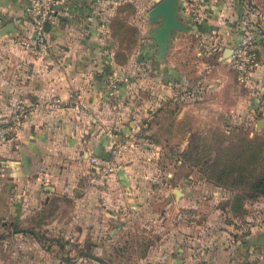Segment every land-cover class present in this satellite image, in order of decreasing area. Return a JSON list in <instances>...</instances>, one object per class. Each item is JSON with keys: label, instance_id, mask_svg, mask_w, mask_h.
<instances>
[{"label": "crops", "instance_id": "crops-1", "mask_svg": "<svg viewBox=\"0 0 264 264\" xmlns=\"http://www.w3.org/2000/svg\"><path fill=\"white\" fill-rule=\"evenodd\" d=\"M244 1L204 0L199 29L215 42L216 54L222 56L243 29L238 25L246 23L244 13L249 12ZM251 1L256 7L249 13L264 28V0ZM26 2L0 0V27L11 22L15 29L0 35V115L18 102L29 106L14 135L0 141L4 264H113L111 253L131 243L140 245L134 244L131 264H248L251 246L240 247L221 230L208 236L196 229L202 224L190 229V224L165 217L171 206L169 191L165 181H154L159 175L148 162L157 153L156 144L130 147L110 174H101L87 161L91 153L107 156L111 136H125L145 121L150 120L154 139L171 128L160 124L162 114L170 111L160 102L176 98L174 87L187 84L183 73L188 47L179 40L186 34L192 38V30L172 31L167 53L155 62L152 38L143 33L146 29L149 34L155 24L143 25L137 0L128 5L133 9L129 14L125 0H58L46 27L49 47L37 57L12 40L26 26ZM177 16L183 22L178 10ZM256 45L260 59L251 78L264 90V41L258 39ZM111 72L125 79L107 94L105 80ZM194 74L197 88L204 77ZM212 78L222 85L225 77L218 72ZM197 104L182 106L180 112L186 114L188 106L194 114L205 113ZM182 201L183 195L175 199ZM148 205L155 211L154 221L139 223L138 230L151 239L139 251L143 235L137 234L136 225H127L140 221ZM240 255L246 256L243 262Z\"/></svg>", "mask_w": 264, "mask_h": 264}, {"label": "rangeland", "instance_id": "rangeland-1", "mask_svg": "<svg viewBox=\"0 0 264 264\" xmlns=\"http://www.w3.org/2000/svg\"><path fill=\"white\" fill-rule=\"evenodd\" d=\"M131 1L125 0L126 14L133 12L128 6ZM156 1L137 0L145 27L148 26L146 12ZM244 3L243 7L248 6L249 12L253 13L255 3L251 0H245ZM249 12L244 13L246 23L238 26L254 31L257 44L258 39L264 41V28L258 22L256 14ZM128 20L131 23L134 21ZM143 33L144 37L150 38L146 29ZM180 37L179 41L185 42L184 46L188 47L186 59L189 63H186V72L183 73L187 84L174 87L171 93L176 98L169 96L160 102L170 109L162 114L160 124L164 127L167 124L172 126L169 130L164 128L159 134L160 138L154 139L149 132L150 120L145 121L143 127L140 125L132 130L135 135L144 139L131 147L157 145V153L148 162L159 175L154 181L166 182L171 201L170 208L164 212L168 220L183 221L190 224V229L196 227L193 225L197 223L202 224L196 229L200 228L201 233L208 236L221 230L220 233L237 241L240 247L251 246L249 249L252 252H247L248 264H264V245L247 242L248 239L264 235V193L252 188L253 181L264 171V90H260L262 85L258 80L255 83L252 78L247 82L238 81L234 71L226 64L216 61L214 54L208 55L213 66L207 71L202 70L201 62L194 56L193 38L189 34ZM124 44H127L126 41ZM256 55L260 59L257 51ZM194 72L197 76L204 77L197 88L193 83L196 75ZM218 72L225 77L222 85L217 81L213 83L212 76ZM198 102L205 108V113L194 114L188 107H197ZM185 105H188L187 111L183 114L180 109ZM186 124H189L187 129L184 127ZM5 139L6 137L0 138V141ZM166 172L170 174L166 175ZM182 195L185 201L175 202ZM127 212L126 215H129ZM153 212L155 211L149 206L142 211L140 221L135 219L133 224L127 225L128 228L136 225L137 234L143 235L144 241L139 251L150 244L151 239L149 233L138 230L139 223L148 225L154 221L155 216L151 214ZM178 212L186 214L183 220L177 219ZM149 227L146 229H150ZM114 243L116 246L122 244V241ZM134 244L136 247L140 246L139 243H131V247L121 249V252H112L110 260L113 264H131L132 253H135ZM84 245H81V249ZM241 251L243 250L239 252ZM6 258L8 261V257L1 254L0 264H4ZM240 259L243 262L246 256L240 255Z\"/></svg>", "mask_w": 264, "mask_h": 264}, {"label": "built area", "instance_id": "built-area-1", "mask_svg": "<svg viewBox=\"0 0 264 264\" xmlns=\"http://www.w3.org/2000/svg\"><path fill=\"white\" fill-rule=\"evenodd\" d=\"M178 14L183 22L191 26L194 41V56L201 62L202 70H209L213 62L208 55L214 54L216 61H221L234 71L235 77L240 82H247L259 65L256 55L255 33L250 29L243 28L230 47V52L222 57L217 53L215 42H209L202 35L198 25L202 22L204 0H177ZM58 5V0H27L24 5L26 26L14 32L13 42L23 51L33 56H41L49 47V39L46 32L47 25L53 20ZM125 79L116 73L106 76L105 87L107 94H112L117 88L118 81ZM29 110V106L16 103L14 109L0 115V138L4 139L14 135L18 129L20 119ZM4 135H6L4 137ZM142 136L135 135L134 131L122 137L111 136L108 144V155L101 156L89 154L87 161L101 174L115 172L121 165V158L135 142L143 140ZM186 214L178 212L177 219H184Z\"/></svg>", "mask_w": 264, "mask_h": 264}, {"label": "water", "instance_id": "water-1", "mask_svg": "<svg viewBox=\"0 0 264 264\" xmlns=\"http://www.w3.org/2000/svg\"><path fill=\"white\" fill-rule=\"evenodd\" d=\"M177 8V0H158L146 12L148 22L150 24H155L149 29V36L152 38V45L155 46V49L153 50V61L155 62L160 61L167 53V47L169 46V39L172 31L180 30L185 32L191 29V26L188 23L182 22L177 16ZM10 30L14 31L15 29L11 22H7L0 27V35ZM229 52L230 48L228 47L222 56L225 57ZM21 162L22 165L25 166L26 161L24 156H21ZM247 242L264 245V235H259L255 239H248ZM81 252L90 257L99 259L85 251Z\"/></svg>", "mask_w": 264, "mask_h": 264}, {"label": "trees", "instance_id": "trees-1", "mask_svg": "<svg viewBox=\"0 0 264 264\" xmlns=\"http://www.w3.org/2000/svg\"><path fill=\"white\" fill-rule=\"evenodd\" d=\"M199 25H198V28H199ZM131 29L132 30L128 31L129 37H131L133 32H134V28H131ZM18 101H20V100H18ZM252 188H256L257 190H260V192L264 193V171L258 177H256V179L253 181Z\"/></svg>", "mask_w": 264, "mask_h": 264}]
</instances>
